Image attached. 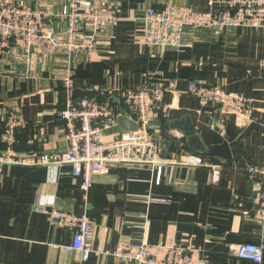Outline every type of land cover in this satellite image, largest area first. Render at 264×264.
Wrapping results in <instances>:
<instances>
[{
	"label": "crops",
	"instance_id": "crops-1",
	"mask_svg": "<svg viewBox=\"0 0 264 264\" xmlns=\"http://www.w3.org/2000/svg\"><path fill=\"white\" fill-rule=\"evenodd\" d=\"M18 1L58 10L71 0ZM109 1L117 6L118 20L98 33L91 50L47 59L21 46L7 49L0 63V155L7 152L1 134L9 110L21 107L28 124L18 132L11 154L18 160L66 146L59 109L70 96L92 95L94 90L119 94L151 83L173 87L162 102L169 115L158 114L150 126L164 139L165 155L180 160L196 154L206 165L167 164L160 182L157 167H111L94 174L84 193L82 178L67 164L53 168L0 162V264H119L112 253L138 242L141 226L150 245L172 236L192 250L189 264H264V251L261 263L236 254L242 242L264 246L259 185L246 170L264 166V29H186L181 49L150 48L142 44L139 31L146 8L172 5L210 12L227 0ZM55 26L63 36L64 23L57 20ZM90 29L84 25L80 32L90 35ZM69 64L74 70L70 92L63 80ZM191 81L251 98L254 121L237 125L220 103L189 93ZM102 100L129 116L116 98ZM185 118L190 131L173 124ZM40 204L94 221L95 251L87 260L67 248L72 231L54 222Z\"/></svg>",
	"mask_w": 264,
	"mask_h": 264
},
{
	"label": "built area",
	"instance_id": "built-area-1",
	"mask_svg": "<svg viewBox=\"0 0 264 264\" xmlns=\"http://www.w3.org/2000/svg\"><path fill=\"white\" fill-rule=\"evenodd\" d=\"M140 19L142 44L150 48L179 50L183 47L186 29H264V0H227L210 12H193L172 5L161 9L148 7ZM57 20L64 23L63 36L56 29ZM117 20V6L109 0H71L58 10L49 6L33 7L18 0H0V63L12 46H21L28 54L38 52L47 59L55 53H64L71 58L75 51L93 49L98 33ZM84 25L91 28L90 35L80 32ZM73 73V67L67 65L63 80L64 88L69 92L74 88ZM172 88L170 84L146 83L135 89L121 90L119 94L94 90L92 95L70 96L59 109V117L65 125L66 146L57 152L32 154L18 160L11 158V154L18 132L28 124L21 107L9 110L1 134L7 152L0 155V162L53 168L67 164L74 176L82 178L84 193L89 191L94 174L111 167H157L160 182L167 164L206 165L196 154H185L180 160L167 157L164 139L151 130L154 117L161 113L169 115L170 108L162 102ZM187 91L202 100L220 103L223 111L231 114L239 126H249L254 121V100L239 92L207 87L195 81L189 82ZM106 96L116 98L129 110L128 117L139 124L138 130L105 135V131L113 128L123 115L109 101L102 100ZM246 170L250 181L259 185L258 216L264 222V166H250ZM40 209L54 222L72 231L73 241L67 248L81 253L83 260H87L95 251L94 221L85 214L47 209L41 204ZM141 228L142 237L138 242L125 244L112 253L119 264L191 262L192 250L180 245L174 237L153 246L146 241L144 227ZM263 251L261 243L242 242L236 246L237 256L255 263L262 262Z\"/></svg>",
	"mask_w": 264,
	"mask_h": 264
},
{
	"label": "water",
	"instance_id": "water-1",
	"mask_svg": "<svg viewBox=\"0 0 264 264\" xmlns=\"http://www.w3.org/2000/svg\"><path fill=\"white\" fill-rule=\"evenodd\" d=\"M173 124L182 128L185 131H190L192 126L190 125L187 118L183 119L182 121H174ZM139 128V124L133 121L130 117L126 115H122L118 118L117 124L105 131V135H110L114 133H121V132H129V131H136Z\"/></svg>",
	"mask_w": 264,
	"mask_h": 264
}]
</instances>
